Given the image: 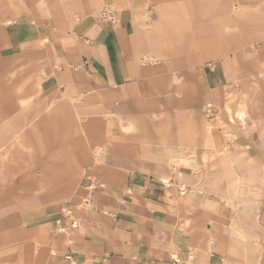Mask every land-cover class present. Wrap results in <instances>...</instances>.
I'll list each match as a JSON object with an SVG mask.
<instances>
[{"label":"crops","instance_id":"obj_1","mask_svg":"<svg viewBox=\"0 0 264 264\" xmlns=\"http://www.w3.org/2000/svg\"><path fill=\"white\" fill-rule=\"evenodd\" d=\"M236 1L233 10L231 0H0V222L4 221L0 238L9 243L14 240V247L23 253L37 248V264H184L180 257L187 264L244 263L234 259L239 249H247L233 232L236 222H246L233 204L239 183L231 184L232 177L212 181L221 172L218 165L202 166L193 179L191 166H178L189 177L182 190L170 159L181 149H167L170 171L159 162L149 171L141 166L145 160L136 156L125 159L123 153L112 150L105 155L106 146L91 143L95 118L105 113L116 116V109L125 108L122 103L114 106V92L104 89L116 85L113 57L119 71L116 80L137 76L152 96L176 90L190 92L198 87L205 104L210 98L218 105L214 94L219 90L208 81L220 77L216 71L219 64L213 68L204 64L223 62L232 53L226 50V55L219 57L217 51H208L202 43L192 62L185 53L189 46L185 32L195 22L204 27L209 19L232 29L239 28L246 18L264 16V6H252L254 0ZM149 4L155 7V18L149 13ZM104 9L120 10L124 25V18L129 16L132 57L126 58L119 47L121 25L106 27L102 17L99 23L92 18ZM144 25L149 26L146 33L140 32ZM154 27L164 31L150 50L147 39L156 33ZM256 36V40L243 43L246 53L242 57L245 70L262 74L264 80V63L260 61L264 56L253 49L264 45V31ZM145 53L148 55L143 58ZM181 54L183 67L179 71L171 62ZM210 54L215 57L209 59ZM145 60L152 62L143 64ZM165 61L168 68L163 70ZM47 63L56 69L54 85H47L43 77ZM118 91L124 99L134 94L129 88ZM247 92H254V88ZM244 102L247 115L254 116L250 109L264 110L263 100ZM117 118L107 123L118 125L123 135L138 130L135 120ZM205 121L201 120V131L207 135L211 150L215 147L222 154L229 148L222 129L213 125L209 133ZM232 140L238 146V140ZM205 146L206 142L200 153ZM246 153L253 158L249 149ZM96 157H107L106 162L98 163ZM253 161L251 167L255 166ZM27 165L31 167L21 168ZM33 167L35 175L31 174ZM205 167L213 168L206 181ZM84 169L96 176L98 186H91L90 179H86L85 189L79 185ZM238 171L237 165L231 170L234 177ZM144 172L152 173V177L146 180ZM161 175L169 178V186L162 183ZM208 184L212 191L206 189ZM227 187L233 188L231 198L223 195ZM65 205L71 209L66 219L62 217L59 224L45 221L43 208L59 214ZM211 206L215 208L214 221L208 215ZM33 208L39 210L33 215L35 222L30 215ZM185 223L195 226L188 233L191 243L213 239L211 258L203 256L197 247L195 259H189L183 240ZM225 231L238 237L235 244L223 238ZM250 233L252 238L263 236L264 227L255 229L251 224ZM43 251L50 254L51 263L46 262ZM15 264L29 263L25 258Z\"/></svg>","mask_w":264,"mask_h":264},{"label":"rangeland","instance_id":"obj_2","mask_svg":"<svg viewBox=\"0 0 264 264\" xmlns=\"http://www.w3.org/2000/svg\"><path fill=\"white\" fill-rule=\"evenodd\" d=\"M252 6L263 7L264 0H254ZM236 0H231L232 9H236ZM154 5L149 4V13L152 18L156 17L154 12ZM251 6V7H252ZM102 17V18H101ZM122 13L116 9H104L92 15V18L99 23L100 18L106 27L121 25L119 30L122 44L119 47L125 52L126 58L132 57V53L129 50V39H131V31H129V16L120 21ZM37 18V17H36ZM239 28L227 29L223 28L215 21L209 19L204 27L197 25V22L193 23L185 32L186 38H188L189 46L185 48L186 55L190 60L196 61V53L199 44L205 43L207 50L211 52L217 51V56H225L226 50L231 51V56L225 61H212L205 63L204 66L207 68L216 67L217 73L220 77L209 78V83L217 87L219 90L218 94H214L219 100L218 105L215 102H211L209 108H205V101L202 97L201 88L194 87V90L190 92L176 90L174 93H170L168 96L166 93L158 95H151L145 85V82L137 79V76H132L128 79L116 80L118 77V70L116 60L113 57L112 60V74L116 85L113 87L106 86L104 89L108 92H114V100L112 102L114 106H119L118 103H122L125 110L122 118L124 120H135L138 123V130L122 134L119 130L118 125H108V119L117 120V116L111 113H105L100 117L95 118L97 124H94L95 137L92 138V144L98 145L103 144L112 151L117 153H123L125 159L134 157L136 154H141L146 157V160L142 162L141 166L147 170H155L156 162L163 163L166 165V170H169L168 159L169 155L167 152L168 148L176 150L181 149L183 154V161H180V165L191 166L197 162L201 164V167L205 164L200 163V159L204 156L212 157V147L210 142L207 141V135L201 131V120H206L216 128H221L222 132L229 138L238 140V149L235 153L236 162L240 163L241 167L249 166L246 159L248 155L246 150L249 149L250 155L253 157L252 160L256 169H260V173L264 176V114L263 109H250L249 111L254 112L252 115H247V108L245 107L246 102L251 98L253 101H264V80L260 73L256 75L251 74L245 70L246 66L243 60V55L246 51L243 49V43L257 39L259 33L264 31L261 25L264 24V16H258L253 18H246ZM219 23V22H218ZM141 25V23H140ZM219 25V26H218ZM149 31V26L144 25L140 27V32L146 33ZM49 37V36H47ZM48 39V38H47ZM228 46V48L226 47ZM253 46V45H252ZM254 50H259L257 53L259 56H264V45H255ZM251 51V49H250ZM148 53H145L143 58ZM183 54L178 58L174 59L171 63L176 70L183 67ZM215 57L214 54H210L208 57L212 59ZM145 60L143 64L150 63L152 61ZM264 63V57L261 60ZM222 62V63H220ZM170 63V64H171ZM51 64L44 65L43 77L45 78L47 85L55 84L56 69ZM168 66V65H166ZM168 67L162 68L163 70ZM246 72V73H245ZM245 73V74H244ZM129 88L134 93L131 98H122L119 95L118 89ZM254 88V92H247ZM243 102V103H242ZM243 106V107H242ZM214 125V126H213ZM215 129V128H214ZM247 131V132H246ZM206 142V146L202 150V145ZM244 152V153H243ZM192 155V156H191ZM221 154L215 156V162L219 164ZM255 158V159H254ZM213 158L208 162L211 164ZM256 160V161H255ZM249 164V165H248ZM33 166V165H32ZM31 165H27L21 168H30ZM249 166V168H253ZM100 168H107L101 166ZM172 168H175L172 166ZM206 175L204 174L203 180L206 181L213 172V168H208ZM217 168V167H216ZM90 169V168H89ZM203 170V168H199ZM243 172H246V168L237 172L238 177L242 176ZM31 174H36V168L33 167ZM233 176V175H232ZM95 175L88 169L81 171L79 177V185L85 189L86 179H90L91 186H98L94 184L96 182ZM146 180L152 177V173L144 172ZM184 180H188L189 177L184 176ZM231 177V176H230ZM85 178V179H84ZM191 178V176H190ZM264 179V177H263ZM233 180V179H232ZM177 182V181H175ZM179 184V182H177ZM176 183V184H177ZM263 195L257 200V205L251 207L250 199L247 197V192L244 184L239 183V186L235 189L236 200L233 204L239 210V215L242 220H246L250 215L249 222L252 226L257 229L258 227H264V185ZM95 188V187H94ZM187 193V191H185ZM180 199L183 197L177 192ZM83 203L84 200H81ZM84 204V203H83ZM67 205V204H66ZM63 208V211L59 214L52 213L43 208L41 211L45 217V221L50 223L59 224L61 218L68 216L66 213L71 209L69 207ZM215 211V208H209ZM39 212L38 209H31L30 215L33 220V215ZM69 218V217H68ZM35 222V221H34ZM4 221L0 222V226ZM245 223V222H244ZM250 224V225H251ZM71 235V233L69 232ZM223 238L229 244H235L238 237L230 235L229 231H225ZM6 238H0V264H15L18 261L25 259L29 264H37L36 254L38 249H27L25 250V256L21 248L14 247V240L12 243L5 241ZM247 249H239V254L235 257V260L245 262L246 257L250 254L249 264H264V235L251 238L250 242H246ZM46 262L51 263L52 257L46 251L42 252ZM174 256V255H173ZM177 257V254H175ZM174 256V257H175ZM170 260V259H169ZM180 260L185 262V259L180 257ZM170 264V261H167ZM176 264V263H175Z\"/></svg>","mask_w":264,"mask_h":264},{"label":"bare ground","instance_id":"obj_3","mask_svg":"<svg viewBox=\"0 0 264 264\" xmlns=\"http://www.w3.org/2000/svg\"><path fill=\"white\" fill-rule=\"evenodd\" d=\"M154 28L156 29V27H154ZM163 31L164 30L159 27L158 29H156V33L153 36H150L147 39L148 42H150L149 46H148L150 50L153 49L152 42L156 41V37L161 35ZM149 59H151V58H149ZM166 65H168V63L165 61L163 63V67H168ZM169 67H171V66H169ZM143 68H145V67H143ZM156 68H158V67H156ZM248 100H249V102L253 101V100H251V98H249ZM211 102H212V100H210V98H208V100H207V102L205 104V108H209L211 106L210 105ZM126 110H129V109L126 108ZM114 113L116 114L117 117H122V115L124 113V110L123 109H116ZM127 127L130 128L131 126H127ZM211 127H212V124L207 121L205 123L206 131H208L210 133ZM222 134H223L224 139H225L224 141H226V144L228 145L229 148L226 149L225 152L222 151L223 153L221 154V157L218 160L219 164L215 162V158H214L215 156L219 155L215 151V147H213V150H212V153H213L212 157L208 158V157L204 156L199 161H200V163L203 162L205 165H208V162L210 161V159L213 158V160L211 162L212 165L213 166L214 165H218V167L221 169V172H220V174L217 177H213L211 180L214 181V180H217V178H225V177H230L231 176L232 179H233V183H231V184H234V185H236L237 183L244 184L245 188H246V192H247V197L250 199L251 207H254V206L257 205L258 198L261 195H263V193H262L263 192V187L262 186L264 185L263 174L260 173V169L259 170L255 169L254 172L246 171V172H243L242 176L234 177V173L231 172V170L232 169L234 170V168L236 169V165H237L238 170H242L243 168H249V166H250L249 164H251V161H252L253 158L247 157L246 161H247V163H249L248 164L249 166L241 167L240 163L235 164V162H236L235 161L236 160L235 153H236L237 149L239 148L238 147L239 145L237 146L236 143L232 140V138L227 137L224 133H222ZM231 149L234 150L233 153H232ZM98 151L102 152L103 148L100 147ZM104 151H105V155H106L108 151H111V149H108L106 147V149ZM135 156H136L137 159L146 160V157L145 156H141V154H137ZM106 158L107 157H105L104 159H102V157H96V162L103 164V163L106 162ZM170 159H171L172 166L175 167V168H173V171H174V173L176 175V178L179 181V186L181 187L182 190H184L185 187L188 185V183H187L188 180L185 181L182 172L177 169L178 166L180 165V161L184 160L183 159V154H182V152L173 153L171 155ZM108 162H111V161L109 160ZM162 166H161V168H162ZM192 168H193V170H192L191 179H193V177L197 178L198 175H199V172L197 170H199V168H201V164H198L197 162H195V164L192 165ZM253 168H257V167H253ZM226 170H228L230 172L226 173ZM160 177H161L162 183L165 186L166 185L169 186V184H170L169 178L167 176H165V175H161ZM212 181H211V183H212ZM235 182H236V184H235ZM210 186L211 185L208 184V187H206V189H209ZM202 189H204V188H202ZM210 191H212V190H210ZM233 192H234L233 188L227 187V189L224 190L223 195H224V197L231 198L232 195H233ZM211 207H212V209L214 208L213 206H211ZM210 211L212 213L209 212V214H208L209 215V219H210V221H214L215 216H216L215 215V211H212V210H210ZM250 218H251V216L249 215L247 217L245 223L236 222V226L233 229L234 234H237L238 236H240L239 243L243 244L245 247H246V242L251 240V238H252V235H250L251 234L250 233V224L251 223L249 222ZM229 223H233L235 225V221L234 220H230ZM193 229H195V226H193L191 224H188V223H185V225L183 226V240H184V243H185V248L187 249V253L189 255L188 256L189 259L190 260H194L195 259V254H196L195 251H197V247H199L200 252L202 253L203 256L211 258L212 257L211 249H213V248L211 246H209V245L212 244L213 239L211 238L209 241L207 240L206 242H205V240H201L200 244H196L195 245L194 243H191V241H189V238H188V233L191 232V230H193ZM220 249H221V247H220ZM220 249H216V250H220ZM229 250H231V252H233V253L235 252L234 248H229ZM173 255L175 256V253H173ZM249 261H250V256L246 257L244 263H238V264H249ZM191 264H193V261L191 262ZM225 264H235V263L234 262L231 263L229 261H226Z\"/></svg>","mask_w":264,"mask_h":264},{"label":"built area","instance_id":"obj_4","mask_svg":"<svg viewBox=\"0 0 264 264\" xmlns=\"http://www.w3.org/2000/svg\"><path fill=\"white\" fill-rule=\"evenodd\" d=\"M94 184H96V182H95ZM176 263H177V262H176Z\"/></svg>","mask_w":264,"mask_h":264}]
</instances>
